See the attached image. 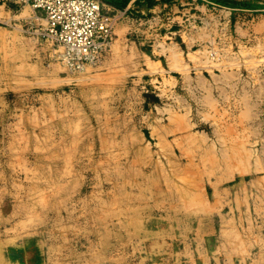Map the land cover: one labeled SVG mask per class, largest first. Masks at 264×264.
I'll return each mask as SVG.
<instances>
[{
	"label": "rangeland",
	"instance_id": "rangeland-1",
	"mask_svg": "<svg viewBox=\"0 0 264 264\" xmlns=\"http://www.w3.org/2000/svg\"><path fill=\"white\" fill-rule=\"evenodd\" d=\"M103 1L80 66L0 8V264H264V0Z\"/></svg>",
	"mask_w": 264,
	"mask_h": 264
},
{
	"label": "built area",
	"instance_id": "built-area-1",
	"mask_svg": "<svg viewBox=\"0 0 264 264\" xmlns=\"http://www.w3.org/2000/svg\"><path fill=\"white\" fill-rule=\"evenodd\" d=\"M2 3L29 4L44 12V36L64 48V57L80 66L108 51L118 20L128 8L111 12L103 0H0Z\"/></svg>",
	"mask_w": 264,
	"mask_h": 264
},
{
	"label": "crops",
	"instance_id": "crops-1",
	"mask_svg": "<svg viewBox=\"0 0 264 264\" xmlns=\"http://www.w3.org/2000/svg\"><path fill=\"white\" fill-rule=\"evenodd\" d=\"M132 3L130 4L131 6H133ZM27 5H29V4H21L20 5V4H16V3H12V2L11 3L0 2V8L3 7L6 10V13L8 14L7 15L8 21H9V23H13L14 27H16L19 22L25 23V21H27V19L25 17L21 18V19L18 18V16H20V14H21V11ZM29 6H31V5H29ZM31 7L32 8L29 10L31 13V16H33L35 14L36 16L40 17L39 24H43V21L45 20L44 12L40 9H35L33 6H31ZM109 11H111V10H109ZM111 12H115V10H112ZM31 22H32L31 23L32 25L36 24V19L35 18L31 19Z\"/></svg>",
	"mask_w": 264,
	"mask_h": 264
},
{
	"label": "bare ground",
	"instance_id": "bare-ground-1",
	"mask_svg": "<svg viewBox=\"0 0 264 264\" xmlns=\"http://www.w3.org/2000/svg\"><path fill=\"white\" fill-rule=\"evenodd\" d=\"M40 32V31H39ZM191 38H192V36H191ZM213 55V54H212ZM225 55V54H224ZM64 59H65V57H64ZM206 60V59H205ZM203 61V60H202ZM185 68V67H184Z\"/></svg>",
	"mask_w": 264,
	"mask_h": 264
}]
</instances>
